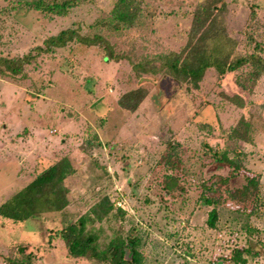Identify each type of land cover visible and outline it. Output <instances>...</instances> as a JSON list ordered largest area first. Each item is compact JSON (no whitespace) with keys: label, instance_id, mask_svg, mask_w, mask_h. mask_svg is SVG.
<instances>
[{"label":"rangeland","instance_id":"374dc122","mask_svg":"<svg viewBox=\"0 0 264 264\" xmlns=\"http://www.w3.org/2000/svg\"><path fill=\"white\" fill-rule=\"evenodd\" d=\"M28 1L0 0V57L22 58L68 28L103 37L115 57L73 38L20 74L0 73V204L63 157L75 167L63 210L0 216V264L21 258L23 245L33 264H102L69 255L58 235L81 216L102 249L138 233L142 264H264V66L210 67L198 84L163 66L206 0H137L131 25L115 14L119 0L82 1L66 14ZM224 1L212 25L227 34L218 47L231 60L264 59V0ZM137 88L138 107H122ZM222 154L239 168L215 162Z\"/></svg>","mask_w":264,"mask_h":264},{"label":"trees","instance_id":"16d2710c","mask_svg":"<svg viewBox=\"0 0 264 264\" xmlns=\"http://www.w3.org/2000/svg\"><path fill=\"white\" fill-rule=\"evenodd\" d=\"M82 1L86 0H29L28 4L38 9L66 14L70 8ZM136 2L137 0H119L115 6V14L118 19L128 25L133 24L137 17L133 10ZM225 8L224 0H206L196 10L188 43L179 52H173L165 57L163 66L174 78L180 80L189 78L198 84L205 71L210 67H215L223 75L252 61L264 66V59L257 54L239 56L231 60L230 54L223 52L218 47L219 44L225 43L223 40L227 34L223 33L222 29L215 33L212 25L218 15L217 11ZM73 38L85 43H94L95 41L104 43L109 50L107 57H115L112 46L103 37H85L76 30L68 28L60 31L57 35L50 36L44 41L43 46H36L34 52L27 53L22 58L0 57V73L20 74L27 63L55 47L65 46ZM209 38L216 46L213 49L208 41ZM144 95V89L137 88L123 94L119 103L122 107L132 111L138 107ZM215 162L227 164L234 170L239 168L238 164L225 154L217 157ZM74 172L75 167L69 158L63 157L55 161L39 172L13 196L2 202L0 216L14 222H24L28 219H37L44 213L63 210L69 202V191L63 181ZM223 181L226 180L223 177H218L217 184ZM214 185L216 183L208 187L209 195L203 198L205 203L214 202L215 194H217L216 188H213ZM58 235L64 241L68 254L73 257L94 259L102 264H142L143 262V254L139 249L141 238L135 231H131L126 238L111 239L102 249L99 243V234L89 231L86 216H81L77 221L67 223L58 230ZM18 253L22 257H8L7 264H33L34 253L31 252L29 245L21 246Z\"/></svg>","mask_w":264,"mask_h":264}]
</instances>
